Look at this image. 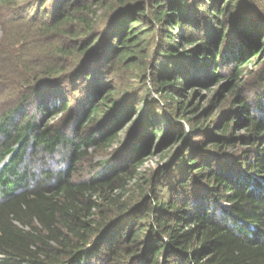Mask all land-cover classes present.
Returning <instances> with one entry per match:
<instances>
[{
	"label": "trees",
	"instance_id": "trees-1",
	"mask_svg": "<svg viewBox=\"0 0 264 264\" xmlns=\"http://www.w3.org/2000/svg\"><path fill=\"white\" fill-rule=\"evenodd\" d=\"M221 2L0 0V264H264V0ZM210 63L235 114L202 139L170 124L183 149L145 174L130 135L167 115L149 91L176 113L174 88Z\"/></svg>",
	"mask_w": 264,
	"mask_h": 264
},
{
	"label": "rangeland",
	"instance_id": "rangeland-1",
	"mask_svg": "<svg viewBox=\"0 0 264 264\" xmlns=\"http://www.w3.org/2000/svg\"><path fill=\"white\" fill-rule=\"evenodd\" d=\"M262 1V0H261ZM225 3V0H222L221 5ZM37 9L36 4H32L31 7H29L28 10H34ZM2 10H4V7L0 6V18L2 16ZM24 14L26 15V11H24ZM221 17V15H219ZM232 26L228 29V36L236 39V30H234ZM173 33L176 34L178 31V26H174L172 28ZM3 31V26L0 24V39ZM196 41L194 44L189 43H182L186 40H188L186 37H180V43L182 49H194L197 48L199 45L200 39L196 37ZM259 55H253L245 58V61H243V64L241 66L242 72L244 75L247 74L249 69L256 68L261 62L262 57V51H260V48L255 51V54ZM3 59V58H2ZM260 62V63H259ZM6 67V66H5ZM213 65L210 63L209 68V74H206L204 71L200 72L201 77L199 79V83L193 84V85H183L181 86L178 84L177 87L174 88V90H178L177 99L179 102H172V105L176 106L174 107V110L176 113H170L169 111V103L168 98L163 97L164 95H160L159 93H156L153 90H150L149 93L152 97L158 99L163 106L164 111L167 113V115L158 114L156 115L157 120L155 122L156 129L159 127L162 129L161 133L157 134H146L143 139L142 136L145 134L144 130H142L138 134V129L134 130L131 134L130 132L133 130V128L136 126V123L139 121V117L143 116V111L147 108L142 106V102H139L137 104V109L135 111L129 112V117H127L125 120H123V123L119 126V129L117 130V138L115 141H125L126 137L133 136L135 142L139 140H142L141 146L147 147L148 152L146 155V160L143 163V166L141 168L142 172L145 174H149L153 169H156L158 164H168L176 161L179 151H181L182 148V139L180 136H177L176 138L172 139V135L170 137L168 136V132L170 131L169 125L174 124V122H177V127H175L176 131L178 128H181L183 125L185 127V133L188 135L190 133V122L195 123L199 126V138H208L210 134L213 132L216 135H219L220 133V126L224 123L226 119L230 117V114H233L232 112L234 110L233 101H234V94H233V88H231V78L227 75L225 69L221 71V73L218 75V78H223L221 81H213V76L211 73ZM7 68V67H6ZM8 68H14V66L10 65ZM207 76V77H206ZM249 88V87H248ZM54 104V101L51 102ZM176 114V116L174 115ZM235 114V113H234ZM233 114V115H234ZM57 118H45L44 121H49L48 123H54ZM204 130V131H203ZM244 129H237L235 133H243ZM119 143V142H118ZM116 142L112 145L111 148L118 146ZM110 150V148L108 149ZM231 150H235L232 148ZM187 152L192 153L193 150L189 149ZM107 155L105 154H97L96 158H101L103 156ZM189 155V154H188ZM57 156L55 159H52L51 157H47L46 161L47 164L51 166H57L59 164V160H57ZM118 160H121L120 158ZM117 160V161H118ZM116 161V160H115ZM114 161V162H115ZM37 163L38 159H34L32 163Z\"/></svg>",
	"mask_w": 264,
	"mask_h": 264
}]
</instances>
